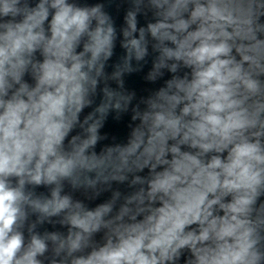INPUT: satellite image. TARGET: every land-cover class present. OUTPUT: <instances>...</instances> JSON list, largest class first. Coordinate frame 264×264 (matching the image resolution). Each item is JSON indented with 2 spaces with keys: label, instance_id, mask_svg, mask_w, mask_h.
I'll list each match as a JSON object with an SVG mask.
<instances>
[{
  "label": "clouds",
  "instance_id": "obj_1",
  "mask_svg": "<svg viewBox=\"0 0 264 264\" xmlns=\"http://www.w3.org/2000/svg\"><path fill=\"white\" fill-rule=\"evenodd\" d=\"M0 264H264V0H0Z\"/></svg>",
  "mask_w": 264,
  "mask_h": 264
}]
</instances>
